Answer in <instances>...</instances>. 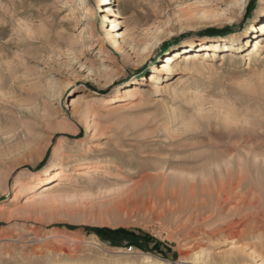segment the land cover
I'll use <instances>...</instances> for the list:
<instances>
[{
	"label": "rangeland",
	"instance_id": "rangeland-1",
	"mask_svg": "<svg viewBox=\"0 0 264 264\" xmlns=\"http://www.w3.org/2000/svg\"><path fill=\"white\" fill-rule=\"evenodd\" d=\"M263 1L248 0L240 13L234 0H114L116 33L105 21L108 4L98 8V0H0V264H113V257L152 264L139 258L146 255L162 264H203L196 251L230 249L223 236L204 239L199 230L225 226L239 198L215 220L188 223L185 215L160 216L154 198L157 209L146 210V186L128 185L163 166L190 167L231 143V133L264 132V46L257 51L254 38L246 41ZM238 29L243 34L233 43L212 40ZM108 31L122 35L118 43H106ZM125 39L137 48H123ZM189 47L207 53L200 68L175 65L181 59L174 53ZM168 54L172 70L155 73L165 78L161 92L148 76ZM249 147L250 163L264 155V145ZM59 151L63 164L54 161ZM101 162L113 169L111 180H70L66 194L49 196L57 206L42 203L49 173ZM257 178L264 180V166L248 180ZM24 182L29 189L15 196ZM106 229L132 233L113 237Z\"/></svg>",
	"mask_w": 264,
	"mask_h": 264
},
{
	"label": "bare ground",
	"instance_id": "bare-ground-1",
	"mask_svg": "<svg viewBox=\"0 0 264 264\" xmlns=\"http://www.w3.org/2000/svg\"><path fill=\"white\" fill-rule=\"evenodd\" d=\"M113 1L114 0H98V8H102L104 4H108V10H106L105 21H108L112 24L111 31H115L116 33H118L117 21L110 17L115 12V8L113 7ZM234 1L240 13H243L248 3V0ZM255 18L256 19H254V21L250 24V37L247 38L246 41L247 45H249L251 42V38H254L253 40L256 44L255 50L258 51L259 49H261L260 47L264 46V41H261L264 37V1L257 7L255 11ZM109 32L110 31L107 32V35L105 37L106 43H118L115 38L122 37V35L116 34L114 37H112ZM242 34V29H238L227 33L225 36L216 35L215 38H212V40L233 43L237 41ZM203 38L204 37H190L188 41L194 42L195 39L199 41ZM123 43V48L125 46H129L131 49L134 50L137 48V45L133 41H128L127 39H125ZM174 55H177L176 57L181 59L175 65H179V62H181V66L185 69L196 68L201 62H206L207 59V53H205L204 49H202L201 47H189L182 51V53L175 52ZM173 59L175 58H172L170 54L165 55V58L163 60L164 64L161 65V68H159V66L157 65H154L150 69L148 81L155 85L156 88H158V90H160L161 92L167 90L164 84H162L165 78L163 77L164 79H162L155 73H158L159 71L169 73V71L173 68V66H171ZM160 79L162 80L160 81ZM160 101L161 97L157 96L154 98L153 102L158 103ZM184 123L185 122H183V124ZM86 124H88V122ZM257 127L258 125H256V128ZM262 128L263 127H261L260 129ZM228 139L231 141V143H226L223 146L221 145L222 148L218 151L215 150L205 154L201 161H197L198 163L194 162V164L190 167L188 164V166L179 165L176 168L163 166L160 168V171L156 174H144L142 178L139 179V181L128 185V188L130 190H137L146 186V189L149 194L148 203L145 204L146 210L154 212L157 209L151 207L150 205L151 199L154 198L162 203V208L158 212L160 216L174 215L176 219L178 217H180L179 219H181V217L185 215L187 216L188 223L192 220H195V222L198 220L200 221V219L205 221L215 220L216 218H219L223 213L227 212L226 210L227 208H229L228 206L230 203H232L236 199H240V201H238L233 207V218L227 221L225 223V226H219L210 231H205L206 229L199 230L202 231L203 238L207 237L209 239H213L215 236H223L221 237L223 240L230 241L229 244L232 245L231 248L227 249V251L223 253L217 254H212L211 251L208 252V249V253H204L206 250L196 251L197 255H195L196 257H194V259L196 261L201 260L203 264H264V240H261V236L259 235L261 232H264V222H262L259 218V216L264 214H261V212L259 211V208L264 201V188L261 187V185L264 184V180H259L258 178V180H248L252 174H254L255 176L259 175L262 166H264V158L262 160L260 159V156L263 157L264 155H259L258 153H256L250 163V154L247 151H243L246 145H249V148H251L252 150L261 148L264 145V132H254L252 134L244 133L241 134L238 138L236 134L231 133L228 136ZM210 145L213 147L218 146L214 142L210 143ZM58 160H63L60 151L54 154V161ZM112 173L113 169L109 167L108 163L104 162L86 165L75 169H58L57 171L49 173L45 183H43V185L41 186L42 190L40 191L39 197H45V200L42 203L47 204L48 206H57L55 199L49 196L53 194L55 195L56 193H64L66 190V188H64V185H66L68 181L111 180L110 176ZM112 176H114V174ZM124 177L126 176L124 175ZM259 177H261V175ZM27 189H29V184L26 182L22 183L18 191L15 192V196H20ZM240 202L243 203L241 204ZM154 203L156 202L154 201ZM241 209L242 211H240ZM249 209H252V211H249L250 213H245V210ZM182 224H184V222H180L179 226H181ZM185 224L187 225V222H185ZM53 234L54 235L52 236H60L66 238L69 242L72 241V239L68 238L63 233ZM92 244H95L97 246L100 245L98 242L95 241H93ZM198 245H200V243H198ZM59 250L61 253L67 251L65 246L63 245L61 247L59 246ZM135 253L143 254L144 252L141 253L139 251H136ZM139 258L141 260L148 259V261L150 260L152 264H162L161 262H163V260L160 258L155 260L151 259L149 255L140 256ZM258 260L261 262L258 263ZM129 261L130 260L125 261V259L121 257H113L110 262H112L113 264H122L123 262L126 263Z\"/></svg>",
	"mask_w": 264,
	"mask_h": 264
},
{
	"label": "trees",
	"instance_id": "trees-1",
	"mask_svg": "<svg viewBox=\"0 0 264 264\" xmlns=\"http://www.w3.org/2000/svg\"><path fill=\"white\" fill-rule=\"evenodd\" d=\"M92 231H94L95 233H97L99 236L101 235L100 233H102V231L100 228H91ZM106 231L109 232L110 235L114 236H124V235H130L132 232H129L127 230L124 229H115V230H111V229H106ZM102 237V236H101ZM110 241L114 244V245H121L122 241H118L115 238H111ZM134 242V241H133Z\"/></svg>",
	"mask_w": 264,
	"mask_h": 264
}]
</instances>
